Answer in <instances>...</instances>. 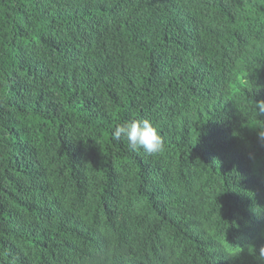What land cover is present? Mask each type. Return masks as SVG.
Masks as SVG:
<instances>
[{
	"label": "trees",
	"instance_id": "1",
	"mask_svg": "<svg viewBox=\"0 0 264 264\" xmlns=\"http://www.w3.org/2000/svg\"><path fill=\"white\" fill-rule=\"evenodd\" d=\"M256 101L264 0H0V264H264Z\"/></svg>",
	"mask_w": 264,
	"mask_h": 264
},
{
	"label": "clouds",
	"instance_id": "2",
	"mask_svg": "<svg viewBox=\"0 0 264 264\" xmlns=\"http://www.w3.org/2000/svg\"><path fill=\"white\" fill-rule=\"evenodd\" d=\"M257 114H264V101H256L254 105ZM257 137L264 142V124L257 125ZM113 140L124 138L132 151H143L146 155H155L164 148V143L156 127L148 120H130L117 124L110 132ZM259 255L264 259V248Z\"/></svg>",
	"mask_w": 264,
	"mask_h": 264
}]
</instances>
